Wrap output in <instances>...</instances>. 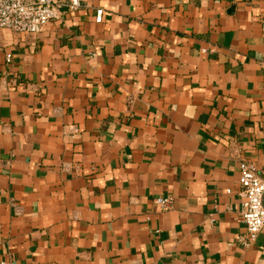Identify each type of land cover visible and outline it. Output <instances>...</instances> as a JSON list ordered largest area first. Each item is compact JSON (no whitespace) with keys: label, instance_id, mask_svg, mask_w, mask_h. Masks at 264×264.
I'll use <instances>...</instances> for the list:
<instances>
[{"label":"crops","instance_id":"obj_1","mask_svg":"<svg viewBox=\"0 0 264 264\" xmlns=\"http://www.w3.org/2000/svg\"><path fill=\"white\" fill-rule=\"evenodd\" d=\"M80 4L0 30V264H264V0Z\"/></svg>","mask_w":264,"mask_h":264},{"label":"built area","instance_id":"obj_2","mask_svg":"<svg viewBox=\"0 0 264 264\" xmlns=\"http://www.w3.org/2000/svg\"><path fill=\"white\" fill-rule=\"evenodd\" d=\"M80 8V0H0V30L26 36L38 35L50 22L60 20L65 9L75 12ZM103 20L104 10H97L96 22L100 24ZM92 57L95 58V54ZM10 59L11 55H8V62ZM240 186V215L247 229V235L241 238V242L249 246L264 230V171L258 170L253 163L241 162ZM156 203L167 209L171 199L160 198Z\"/></svg>","mask_w":264,"mask_h":264}]
</instances>
